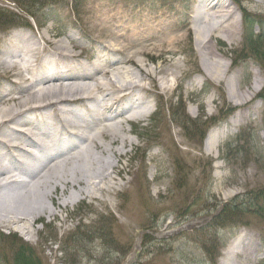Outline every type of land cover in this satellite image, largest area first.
<instances>
[{
  "label": "rangeland",
  "instance_id": "rangeland-1",
  "mask_svg": "<svg viewBox=\"0 0 264 264\" xmlns=\"http://www.w3.org/2000/svg\"><path fill=\"white\" fill-rule=\"evenodd\" d=\"M223 1L234 11L240 31L237 37L214 32L211 48L216 60L227 68V77L214 82L207 77L208 70L202 65L192 36L206 16L200 0H0V52L13 56L45 35L52 43L68 39L73 63H98L104 51H110L105 41L107 32H100L102 28L118 34L128 52L141 51L150 37L153 39L149 44L159 45L162 33L182 34L185 39L174 60L185 71L177 83L171 84L177 89L165 94L158 108L155 88L148 100L150 113L135 124L123 125L134 146L127 149L120 166L134 174L121 179L111 173L112 179L99 185L109 186L110 193L96 192L97 199L83 197L71 202L63 197L61 209H55L46 199V211H53L57 217L44 213L31 224L28 235L19 233L15 225L0 223V232L5 235H0V264H12L18 246L7 237L10 233L17 234L41 264H220L223 250L243 233L257 246L255 260L248 264H264V215L253 208L261 205L264 211V103L257 97L239 106V100L228 93L230 84L241 91L255 78L264 85V65L243 53L244 25L240 21L241 6L249 13L251 29L263 26L264 0ZM49 4H54L49 14L37 10ZM28 6L36 11L38 27L24 10ZM190 21L189 35L185 28L172 31ZM49 45L47 49H51ZM154 54L158 55V51ZM140 58L149 69L161 66L167 72L171 70L173 61L160 63L161 57ZM121 60L119 56L104 66ZM92 74L98 76L97 72ZM103 98L109 99V94ZM86 105L94 111L95 106ZM78 110L82 117L92 120L82 107ZM238 112H246L247 119H242L237 130L224 138L217 157H213L214 138L206 144L207 135L227 125ZM50 115L52 111L45 109L23 119L51 128ZM82 117H77L79 124L86 126ZM93 127L94 123H89V128ZM20 145L28 150L23 151L40 157L37 148L27 143ZM62 156L52 155L45 162L40 157L43 163L39 168L44 169ZM12 175L18 182L6 185L21 184L22 189L20 176L15 172ZM6 185L0 188V197ZM135 192L139 204L131 205L130 195ZM257 193L262 195L258 200ZM100 229L106 237H102Z\"/></svg>",
  "mask_w": 264,
  "mask_h": 264
},
{
  "label": "bare ground",
  "instance_id": "bare-ground-1",
  "mask_svg": "<svg viewBox=\"0 0 264 264\" xmlns=\"http://www.w3.org/2000/svg\"><path fill=\"white\" fill-rule=\"evenodd\" d=\"M200 2L206 16L192 36L202 65L208 70V79L217 82L227 77V68L216 60L217 55L210 43L214 32L237 37L239 21L223 0ZM194 14L202 15L196 11ZM182 28L189 35L191 21L190 24L181 23L172 31ZM100 32H107L105 41L110 51L108 54L107 50L104 51L106 54L98 58V63L86 66L72 62L74 55L70 53L68 39L52 43L45 35L26 44L24 52L16 56L0 52V188L18 182L13 172L24 184L22 189L21 184L4 188V196L0 197V223L19 227L22 235H28L31 224L44 213L57 217L53 211H46V199L55 209H61L63 197L67 201L78 202L83 197L97 199L96 192L108 195L109 186L102 188L99 185L112 179L111 173L121 179L125 175L132 176L134 172L120 166L127 149L134 146L126 137L123 125L135 124L136 120L150 113L148 100L155 88H158L155 94L157 107L161 108L165 94H173L177 89L171 84L177 83L185 74L179 62L174 61L185 42L182 34L166 36L162 33L159 45L149 44L153 39L150 37L144 41L148 43L141 51L128 52L120 44L118 34L105 28ZM48 43L51 49H47ZM156 51L158 55L154 54ZM119 56L122 58L119 64L104 66L118 60ZM140 57H161L160 63L173 61L171 70L167 72L161 66L149 69ZM92 72H97L98 76ZM160 75L163 76L158 79ZM228 82L232 83V80ZM260 88L255 78L248 88L241 91L230 84L228 93L230 98H237V105L241 106L252 101ZM107 94L109 99H104ZM187 97L189 99L188 91ZM86 103L95 106L94 111ZM79 106L92 120L81 116ZM45 109L52 111L49 118L51 128L41 122L24 121L27 114ZM77 117H82L86 126L80 125ZM242 119H247L246 112H238L227 125L207 135L206 144L214 138L216 149L213 157H217L218 146L227 135L237 130ZM89 123H94V127L89 128ZM24 143L37 148L43 162L52 155L64 156L40 169L39 165L43 163L39 162L40 157L37 159L25 152L28 150L20 145ZM130 196L134 200L130 199L129 203L138 205L136 192ZM250 238L243 233L236 236L223 250L220 264H248V261L255 260L257 246ZM240 255L242 260L238 259Z\"/></svg>",
  "mask_w": 264,
  "mask_h": 264
},
{
  "label": "trees",
  "instance_id": "trees-1",
  "mask_svg": "<svg viewBox=\"0 0 264 264\" xmlns=\"http://www.w3.org/2000/svg\"><path fill=\"white\" fill-rule=\"evenodd\" d=\"M43 1V0H41ZM47 3L52 2L54 0H44ZM73 2L76 3V0H73ZM54 4L49 5H40L37 10L42 12V14H49L51 11H53ZM26 12H29V15L31 18L34 19L36 24L38 23L36 11L32 10L31 6H28L27 9H24ZM47 12V13H46ZM249 16H246L244 19V32H243V53H247L250 56L248 58H253L260 64L264 65V25L259 27L258 30L251 29L253 27V23L250 22ZM262 100L264 101V88L262 90V94L260 96ZM263 132H264V115H263ZM264 149V148H263ZM257 198L259 199L262 195L260 193H257ZM231 208V207H229ZM257 209V212L261 215H264L263 208L261 205H256L255 207ZM223 211V210H222ZM102 234V237H106L105 231L103 229L99 230ZM109 234V231L107 230V236ZM1 235V234H0ZM11 242L17 244L16 252L13 255L12 258V264H41L40 260L35 255L34 251L30 249L29 247H24V244L21 243L20 240L13 237Z\"/></svg>",
  "mask_w": 264,
  "mask_h": 264
}]
</instances>
